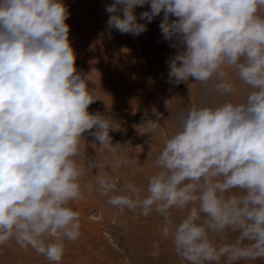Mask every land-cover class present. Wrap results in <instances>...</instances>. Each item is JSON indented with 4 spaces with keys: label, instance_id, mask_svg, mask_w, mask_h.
I'll list each match as a JSON object with an SVG mask.
<instances>
[{
    "label": "clouds",
    "instance_id": "9594fccd",
    "mask_svg": "<svg viewBox=\"0 0 264 264\" xmlns=\"http://www.w3.org/2000/svg\"><path fill=\"white\" fill-rule=\"evenodd\" d=\"M105 11L109 34L134 37L161 17V36L176 49L167 82L191 81L224 99L170 113L177 130L164 134L147 187L121 186L107 160L77 159L85 133L114 152L110 133L119 128L88 111L96 99L90 75L76 68L67 6L0 0V246L15 240L61 264L65 242L82 234L72 204L95 187L119 213L163 217L152 247L170 241L181 264L264 260V0H113ZM152 112L139 134L161 128ZM134 162L116 158L110 167ZM94 170V185L84 183Z\"/></svg>",
    "mask_w": 264,
    "mask_h": 264
},
{
    "label": "rangeland",
    "instance_id": "374dc122",
    "mask_svg": "<svg viewBox=\"0 0 264 264\" xmlns=\"http://www.w3.org/2000/svg\"><path fill=\"white\" fill-rule=\"evenodd\" d=\"M69 17V40L76 54V68L81 74H89V87L94 99L88 111L112 116L118 131L111 132L112 145L116 149L100 148L93 137L85 133L86 142L81 145L77 158L81 163L98 159L105 163L106 171L119 178L121 186L132 183L146 188L148 178L157 169L153 167L156 156L163 148L164 134L177 130L170 113L189 104L222 102L224 97H210L201 85L194 82L176 86L168 83L166 61L175 54L159 29L161 17L147 25V31L138 37L108 33L106 21L109 15L105 5L113 0H63ZM150 5L137 7L136 12L149 10ZM162 15V14H161ZM143 22V21H141ZM240 98L239 92L234 101ZM168 101V108L166 102ZM155 109L161 128L151 137L141 135L138 126L147 110L155 119ZM116 158L135 162L127 167L111 169L110 162ZM95 170L83 179L95 182ZM80 212L81 236L76 241L65 242V254L61 264H181L171 242L161 241L159 249L152 247L159 241V228L163 217L153 212L143 217L125 210L119 213L107 203V197L85 194L84 199L72 204ZM174 218L179 215L173 210ZM264 264V260L245 261L242 264ZM0 264H49V261L31 248L20 247L15 240L0 246Z\"/></svg>",
    "mask_w": 264,
    "mask_h": 264
},
{
    "label": "bare ground",
    "instance_id": "6f19581e",
    "mask_svg": "<svg viewBox=\"0 0 264 264\" xmlns=\"http://www.w3.org/2000/svg\"><path fill=\"white\" fill-rule=\"evenodd\" d=\"M249 264V263H248Z\"/></svg>",
    "mask_w": 264,
    "mask_h": 264
}]
</instances>
